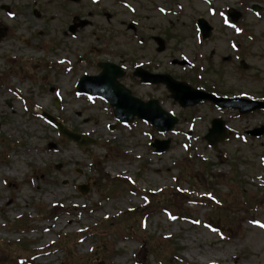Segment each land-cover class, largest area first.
I'll return each instance as SVG.
<instances>
[{
    "label": "rangeland",
    "instance_id": "obj_1",
    "mask_svg": "<svg viewBox=\"0 0 264 264\" xmlns=\"http://www.w3.org/2000/svg\"><path fill=\"white\" fill-rule=\"evenodd\" d=\"M198 17L213 26L208 40ZM0 29V264H264V135L244 134L264 111L182 108L130 72L153 57L196 88L264 98V0H0ZM103 60L128 65L122 83L177 116L172 131L119 123L106 102L76 93ZM41 111L96 143L60 136ZM215 117L228 133L209 146ZM155 138L170 147L155 152Z\"/></svg>",
    "mask_w": 264,
    "mask_h": 264
},
{
    "label": "water",
    "instance_id": "obj_2",
    "mask_svg": "<svg viewBox=\"0 0 264 264\" xmlns=\"http://www.w3.org/2000/svg\"><path fill=\"white\" fill-rule=\"evenodd\" d=\"M229 15L233 21H236L239 14L234 10H229ZM197 25L201 31L202 37L208 38L211 35L212 27L203 18L197 20ZM161 50L162 43H159ZM176 61H173L175 63ZM180 64H187L186 61H180ZM102 71L96 76L83 75L77 83L79 93L89 94L90 96H99L105 99L112 107L114 116L121 122H131L135 117L148 121L156 130L160 132L170 131L178 122L177 117L166 112L156 99L141 101L132 97L130 91L117 81V78L123 76V72L114 64L100 63L97 65ZM135 75L141 77L142 82L164 83L171 92L173 99L177 100L183 107L193 106L201 101L209 100L217 106L223 108H238L240 113H246L255 109H264V102L256 100H246L242 98H229L214 96L203 90L194 89L185 82L174 80L168 74H150L137 69ZM43 115L58 128L59 134L66 139L76 142L79 146H85L95 141L88 137L75 133L67 129L61 122L48 113ZM250 134L259 136L264 133V126L249 131ZM226 128L223 121L214 118L211 121V127L208 129L205 139L211 146H216L225 138ZM170 139H154L151 146L155 151L163 152L168 149ZM177 264H187L178 261Z\"/></svg>",
    "mask_w": 264,
    "mask_h": 264
},
{
    "label": "flooded vegetation",
    "instance_id": "obj_3",
    "mask_svg": "<svg viewBox=\"0 0 264 264\" xmlns=\"http://www.w3.org/2000/svg\"><path fill=\"white\" fill-rule=\"evenodd\" d=\"M154 39L153 40H155V42H156V40H157V36L156 37H153ZM144 43V38H139V40H138V44L139 45H142ZM156 44H157V42H156ZM156 51L157 52H159V50L157 49V47H156ZM224 60V59H223ZM228 60V59H227ZM103 61H106V60H103ZM107 61H109V62H113V61H110V60H107ZM99 62H102V61H99ZM116 64H118V65H121V67H123L124 69H123V71L125 72V76H127L128 75V69L129 68H127L128 67V65H123V63H120V62H116ZM157 63H156V61L154 60V58L153 57H151V58H149V59H146V60H142V61H140V62H136V63H134L133 65H131V69H130V72H132V75H133V73H134V70H135V67L136 66H138V67H140V68H142V70H145V71H148V72H151V73H160V71L156 68L157 66ZM163 72V71H162ZM134 76V75H133ZM137 81H138V83L140 84V85H143V84H141L140 83V80L137 78ZM150 86V85H149ZM129 88V87H128ZM130 90H131V92H132V94H133V91H132V89L131 88H129ZM134 95V94H133Z\"/></svg>",
    "mask_w": 264,
    "mask_h": 264
},
{
    "label": "bare ground",
    "instance_id": "obj_4",
    "mask_svg": "<svg viewBox=\"0 0 264 264\" xmlns=\"http://www.w3.org/2000/svg\"><path fill=\"white\" fill-rule=\"evenodd\" d=\"M61 223H59V225H60Z\"/></svg>",
    "mask_w": 264,
    "mask_h": 264
}]
</instances>
